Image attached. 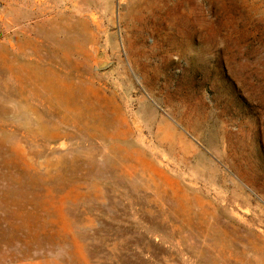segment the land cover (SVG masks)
Wrapping results in <instances>:
<instances>
[{"label": "rangeland", "instance_id": "obj_1", "mask_svg": "<svg viewBox=\"0 0 264 264\" xmlns=\"http://www.w3.org/2000/svg\"><path fill=\"white\" fill-rule=\"evenodd\" d=\"M0 264H264V0H0Z\"/></svg>", "mask_w": 264, "mask_h": 264}, {"label": "water", "instance_id": "obj_2", "mask_svg": "<svg viewBox=\"0 0 264 264\" xmlns=\"http://www.w3.org/2000/svg\"><path fill=\"white\" fill-rule=\"evenodd\" d=\"M108 64H109L108 61L100 62V63L98 64V68H101V69H102V68L106 67Z\"/></svg>", "mask_w": 264, "mask_h": 264}]
</instances>
